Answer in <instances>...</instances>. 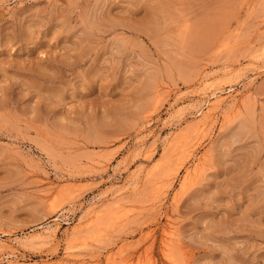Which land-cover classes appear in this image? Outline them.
Instances as JSON below:
<instances>
[{"label": "rangeland", "instance_id": "obj_1", "mask_svg": "<svg viewBox=\"0 0 264 264\" xmlns=\"http://www.w3.org/2000/svg\"><path fill=\"white\" fill-rule=\"evenodd\" d=\"M0 264H264V0H0Z\"/></svg>", "mask_w": 264, "mask_h": 264}, {"label": "bare ground", "instance_id": "obj_2", "mask_svg": "<svg viewBox=\"0 0 264 264\" xmlns=\"http://www.w3.org/2000/svg\"><path fill=\"white\" fill-rule=\"evenodd\" d=\"M205 80V79H204ZM218 91V90H217ZM231 91V90H230ZM237 93V92H236ZM211 96L216 100L217 98H219V95L217 96V93H215V92H213L212 94H211ZM220 98H223V97H220ZM221 102V100H217V102ZM206 109H209L210 110V107L208 108V107H206ZM208 111V110H207ZM200 113V112H199ZM198 114V113H197ZM201 115H199V116H201L202 117V119L203 118H206V116H207V112H203V111H201V113H200ZM179 138V137H178ZM187 153V152H186ZM149 156V155H148ZM200 161V160H199ZM154 165V164H153ZM158 166V165H157ZM195 166V165H194ZM193 166V167H194ZM192 167V168H193ZM196 167V166H195ZM194 169V168H193ZM197 169V168H196ZM188 170V169H187ZM186 170V171H187ZM188 172H189V170H188ZM187 173V172H186ZM185 176V175H184ZM186 177H187V175H186ZM183 179H185V178H183ZM184 181V180H183ZM119 200V199H118ZM114 205V204H113ZM125 214V213H124ZM166 228V227H165ZM166 230V229H165ZM168 230V229H167ZM169 231H170V229H169ZM45 232V231H44ZM166 232V231H165ZM166 233H168V231L166 232ZM165 235V234H164ZM168 236H169V233L167 234ZM33 237V236H32ZM31 238V237H30ZM39 239V238H38ZM167 239V238H166ZM165 239V240H166ZM29 240V239H28ZM36 241V240H35ZM169 241V240H168ZM164 247V246H163ZM164 255V254H163Z\"/></svg>", "mask_w": 264, "mask_h": 264}]
</instances>
